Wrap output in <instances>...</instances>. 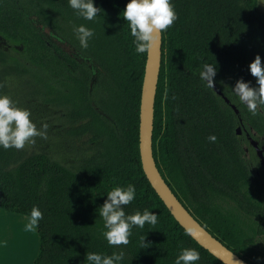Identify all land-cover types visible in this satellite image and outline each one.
<instances>
[{"label": "trees", "instance_id": "obj_1", "mask_svg": "<svg viewBox=\"0 0 264 264\" xmlns=\"http://www.w3.org/2000/svg\"><path fill=\"white\" fill-rule=\"evenodd\" d=\"M172 2L178 19L162 33L155 101L157 167L206 229L249 264H264V172L246 135L264 139V107L253 115L232 92L241 78L257 86L248 66L257 54L264 65V13L259 0ZM94 3L103 12L85 20L68 0H0V37L12 47L0 51L4 90L16 79L21 93L60 113L47 151L0 147V208L28 217L39 206L40 252L33 264H88V252L121 249L122 264H174L186 247L200 252L197 264H224L188 234L143 169L140 111L148 52H135L123 19L128 0ZM36 22L76 53L47 38ZM80 24L94 29L86 49L73 30ZM204 63L217 67L214 82L230 104L201 80ZM211 134L214 143L207 140ZM248 149L257 165L246 160ZM129 183L136 198L124 206L126 213L147 208L158 223L133 228L128 245L110 246L99 207L114 186ZM142 236L148 247H141Z\"/></svg>", "mask_w": 264, "mask_h": 264}, {"label": "clouds", "instance_id": "obj_2", "mask_svg": "<svg viewBox=\"0 0 264 264\" xmlns=\"http://www.w3.org/2000/svg\"><path fill=\"white\" fill-rule=\"evenodd\" d=\"M69 6L75 10V15L85 20H95L103 10L96 6L94 0H68ZM123 19L127 22L130 34L134 37L132 43L135 52L142 54L156 47L161 33L169 29L178 19L175 5L172 0H128L123 10ZM74 32L82 48H88L89 39L94 35V29L84 24L74 26ZM256 85L251 81L237 80L232 92L238 96L241 103L247 106L253 115L259 114L264 107V65L261 56L257 54L248 66ZM217 67L211 63H204L199 72L202 81L213 87ZM31 113L26 108H20L8 96L0 94V147L4 149H22L26 143H34V137L45 136L46 132L37 128L30 119ZM43 129L47 125H42ZM209 142H216L217 136L207 137ZM136 198L134 184L126 186L116 185L107 192V199L99 207V216L103 219L102 235L110 246L128 245L132 230L135 227L143 229L146 224L155 226L158 223V214L147 208L137 209L127 214L124 206L129 205ZM27 231H35L43 218L38 205H33L27 214ZM188 234H191L190 232ZM145 236L141 237V247H148ZM200 252L195 248H182L176 256L174 264H197ZM88 264H122L124 252L113 251L111 255L99 252H88L85 258Z\"/></svg>", "mask_w": 264, "mask_h": 264}, {"label": "water", "instance_id": "obj_3", "mask_svg": "<svg viewBox=\"0 0 264 264\" xmlns=\"http://www.w3.org/2000/svg\"><path fill=\"white\" fill-rule=\"evenodd\" d=\"M162 33L159 43L151 49L147 55L145 76L143 81L141 111H140V151L143 163V169L155 188L159 196L165 202L169 210L179 223L190 232L191 236L206 250L213 254L224 264H249L237 253L227 247L222 241L216 238L208 229H206L179 200L171 187L167 184L161 175L153 152V130L155 116V101L159 76L162 65L163 46ZM217 94L230 104V100L213 82L212 87ZM236 114L239 115V109L232 105ZM242 122V120H240ZM243 127L237 128L238 135H242ZM251 145L256 150L257 156L263 166L264 172V145L260 146L249 132L246 133Z\"/></svg>", "mask_w": 264, "mask_h": 264}, {"label": "rangeland", "instance_id": "obj_4", "mask_svg": "<svg viewBox=\"0 0 264 264\" xmlns=\"http://www.w3.org/2000/svg\"><path fill=\"white\" fill-rule=\"evenodd\" d=\"M36 24L41 28L47 38L57 43L67 52L71 54L76 53L70 45L59 38L49 27L40 25L37 22ZM0 51L7 53L12 51L11 45L2 37H0ZM88 61L93 69H95V64L90 60ZM1 80L2 79L0 78V94L8 95L15 102L16 106L28 109L31 113L30 119L36 124L37 128L46 132L45 136L34 137V143H26L25 146L29 150L34 149L38 151H47L50 148L49 142L54 137L55 131L60 128L57 121V116L60 115V113L51 109L50 105L45 104L42 98L36 95H30V93H21V90L17 88L18 82L16 79L10 78V80L6 82V90H4V84L1 83ZM45 124L47 125V128L43 129L42 125ZM246 160L257 165V161L254 158V153L249 149L246 154ZM6 224H8L10 227H13L11 223Z\"/></svg>", "mask_w": 264, "mask_h": 264}, {"label": "crops", "instance_id": "obj_5", "mask_svg": "<svg viewBox=\"0 0 264 264\" xmlns=\"http://www.w3.org/2000/svg\"><path fill=\"white\" fill-rule=\"evenodd\" d=\"M259 8L264 13V0H259ZM27 222L28 217L0 208V264H33L36 261L40 252L38 231H27Z\"/></svg>", "mask_w": 264, "mask_h": 264}, {"label": "flooded vegetation", "instance_id": "obj_6", "mask_svg": "<svg viewBox=\"0 0 264 264\" xmlns=\"http://www.w3.org/2000/svg\"><path fill=\"white\" fill-rule=\"evenodd\" d=\"M243 129H244V131H246L244 127H243ZM259 144H260V146L264 145V139H261V142H259Z\"/></svg>", "mask_w": 264, "mask_h": 264}, {"label": "bare ground", "instance_id": "obj_7", "mask_svg": "<svg viewBox=\"0 0 264 264\" xmlns=\"http://www.w3.org/2000/svg\"><path fill=\"white\" fill-rule=\"evenodd\" d=\"M11 225V224H10ZM12 228V227H11Z\"/></svg>", "mask_w": 264, "mask_h": 264}]
</instances>
